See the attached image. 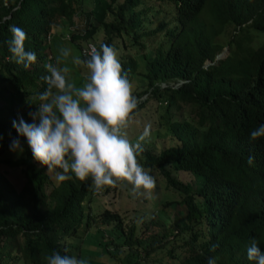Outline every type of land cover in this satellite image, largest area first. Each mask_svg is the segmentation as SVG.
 <instances>
[{"label": "trees", "instance_id": "trees-1", "mask_svg": "<svg viewBox=\"0 0 264 264\" xmlns=\"http://www.w3.org/2000/svg\"><path fill=\"white\" fill-rule=\"evenodd\" d=\"M79 1L0 0V165L19 168L24 177L17 190L0 171V264H47L55 252L71 256V245H79L69 241L93 217L120 231L119 240L102 245L114 264H207L210 257L216 264H256L246 249L255 238L264 251V137L250 138L264 124V0H90L88 8ZM56 21L71 28L68 39L79 54L78 41L88 42L100 28L96 47L122 48L128 78L137 51L128 52L125 41L145 51V85L133 94L145 95L138 107L149 97L162 106L154 136L161 132L168 141L153 137L143 144L140 164L157 169L164 187L180 195L163 206L182 207L167 224L153 216L149 223L162 225L159 232L137 234L133 223L123 227L120 215L106 208L92 215L90 199L84 204L91 179L54 184L29 149L4 156L19 138L13 121L33 123L29 114L47 87L46 42ZM12 25L27 33L25 50L36 54L28 68L11 59ZM224 46L226 55L215 59ZM161 81L181 83L159 88Z\"/></svg>", "mask_w": 264, "mask_h": 264}, {"label": "clouds", "instance_id": "clouds-1", "mask_svg": "<svg viewBox=\"0 0 264 264\" xmlns=\"http://www.w3.org/2000/svg\"><path fill=\"white\" fill-rule=\"evenodd\" d=\"M9 31L11 59L24 68L30 67L37 57L35 52L25 50L27 33L15 25ZM84 55L86 59L72 56L70 48L61 47L56 62L45 65L49 74L42 79L47 87L38 97L37 111L29 114L33 123L20 118L12 126L18 137L26 139L33 159L49 173L54 172L59 182L74 176L80 181L91 179L97 192L131 185L134 191L151 193L155 179L138 160L144 151L143 142L150 139L151 125L144 126L136 143L129 140L127 129L140 101L133 94V84L117 50L101 43L99 49L91 46ZM70 57L72 65L87 70L80 86L70 79ZM159 83L163 82H157V86ZM262 137L264 124L250 132L252 140ZM9 149L22 153L20 139H13ZM247 163L253 165L254 157L249 156ZM246 253L250 261L264 264V251L255 238L250 240ZM46 259L47 264H84L76 256L59 252ZM207 264H216V258L210 257Z\"/></svg>", "mask_w": 264, "mask_h": 264}, {"label": "rangeland", "instance_id": "rangeland-1", "mask_svg": "<svg viewBox=\"0 0 264 264\" xmlns=\"http://www.w3.org/2000/svg\"><path fill=\"white\" fill-rule=\"evenodd\" d=\"M79 2H83L85 5L84 8H88L91 4L90 0H80ZM71 28L62 24L60 21H56V24L52 25L49 31V39L46 42L47 50L46 54L51 59L49 63H55L56 57L59 55V49L61 47H67L71 49L72 56H80L79 49L76 45V42H72L68 39V35L70 34ZM74 33V31H73ZM103 37L102 30L99 28L91 39L86 41H90L92 43L99 44ZM228 35L220 37V42L226 41ZM82 46L85 45L83 40L78 41ZM128 52L137 51L136 60V68L135 72L129 74V80L133 84V91L145 85V80L142 77L145 72V63L143 53L145 51H140L137 48L130 47L128 43L125 41ZM117 50L118 58L120 60V56L122 55L120 51H123L121 48ZM147 53V51H146ZM227 53V48L224 46L220 52L217 54V58H223ZM148 56V54L144 55ZM216 59V58H215ZM208 64V61L205 62ZM63 66V64L61 65ZM72 69V73L70 75V79L77 83L80 86L83 83V77L86 74V69L83 66L77 68L76 66L71 64V57L69 58L68 64ZM145 98V95H142L139 99L142 100ZM37 101H39L37 99ZM156 102L153 101L150 97L148 100L143 103L141 107H138L136 113L134 115L133 122L127 129L128 138L132 143H136L137 138L143 132L144 126L147 124L151 125V136L150 139L143 144H149V141L153 138L156 142H159L163 145H167V139L162 137L161 132H159V136H154L155 133H158L153 125L159 119L158 114L160 110H162V106L155 107ZM176 114V113H175ZM21 145L23 147V151L25 149H29L26 139L23 137H19ZM31 151V150H30ZM21 153L12 152L7 150L4 154L5 157L8 158H16ZM142 161L141 156L138 157L140 162ZM34 160V159H33ZM36 166L43 168L45 174L48 176L49 180L54 184L58 181L55 179V173H49L47 168L40 165L38 162L34 160ZM141 163V162H140ZM142 165V164H141ZM149 171L148 168H145ZM0 171L4 173V175L10 180L13 186L18 190L20 186L23 184L24 177L19 168H10L7 165H0ZM59 171V170H57ZM155 179L156 186L152 190L151 193H145L142 189L139 191H134L131 185H125L124 187H116V188H105L103 191L96 193L97 191L94 188V185H91V194L87 195L84 199V204L86 206V200L90 199L88 205L92 215H96L100 213L103 209H109L116 211L123 222V227L133 223L136 226L137 234L142 232L143 236H146L147 233L159 232L162 229V225L160 224H150V220L155 216L157 219L162 221L164 224H167L166 218L169 215L168 219H173L175 210L181 209V206H178L176 203L172 205L163 206L162 202L164 200H178L180 199V195L170 187H164V181L161 179V176L158 174L157 169L149 172ZM182 180H189V176L184 173H178L177 175ZM113 225L108 223H103L98 221L95 217L90 221L89 225L85 227L84 224H81L77 230V235L75 238H71L69 241L73 244L78 243L79 247H70L71 256H76L78 253V259H82L84 264H114L115 259L113 256H110L107 251L102 246L104 242L109 241L115 237L116 240H119L120 231H117L116 228L112 227ZM119 232V234H118ZM118 235V236H117ZM75 246V245H74Z\"/></svg>", "mask_w": 264, "mask_h": 264}, {"label": "built area", "instance_id": "built-area-1", "mask_svg": "<svg viewBox=\"0 0 264 264\" xmlns=\"http://www.w3.org/2000/svg\"><path fill=\"white\" fill-rule=\"evenodd\" d=\"M91 46H95L93 43H91V42H87L84 46H82V48H81V51H80V54L82 55V56H84V57H86L85 55H84V53L86 52V51H88V50H90V47ZM181 83V81H178V82H167V83H165V82H163V83H159V88H165V87H176V86H178L179 84Z\"/></svg>", "mask_w": 264, "mask_h": 264}, {"label": "water", "instance_id": "water-1", "mask_svg": "<svg viewBox=\"0 0 264 264\" xmlns=\"http://www.w3.org/2000/svg\"><path fill=\"white\" fill-rule=\"evenodd\" d=\"M217 57H218V56H216L215 58L218 59Z\"/></svg>", "mask_w": 264, "mask_h": 264}]
</instances>
